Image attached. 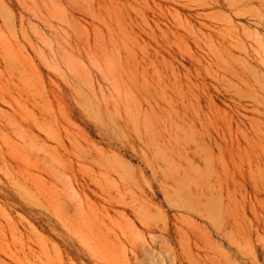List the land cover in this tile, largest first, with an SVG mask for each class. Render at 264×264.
Segmentation results:
<instances>
[{"label":"rangeland","instance_id":"obj_1","mask_svg":"<svg viewBox=\"0 0 264 264\" xmlns=\"http://www.w3.org/2000/svg\"><path fill=\"white\" fill-rule=\"evenodd\" d=\"M263 213L264 0H0V264H264Z\"/></svg>","mask_w":264,"mask_h":264},{"label":"bare ground","instance_id":"obj_2","mask_svg":"<svg viewBox=\"0 0 264 264\" xmlns=\"http://www.w3.org/2000/svg\"><path fill=\"white\" fill-rule=\"evenodd\" d=\"M100 49V48H99ZM104 53V52H103ZM246 205H247V202H246ZM224 206V205H223ZM208 208L210 209L211 213H212V216L214 219L217 220V223L219 224H223L222 222L227 218V213L225 214V212L223 211V208L221 206L220 203H217L215 206H214V203L211 201L209 202L208 204ZM232 208V207H231ZM239 208V207H238ZM232 211H233V208H232ZM264 214V213H263ZM247 215H248V212H247ZM249 217V216H248ZM250 218V217H249ZM228 220V219H227ZM230 221V220H229ZM230 223V222H229ZM254 225V224H253ZM233 226V225H232ZM205 230V228H203ZM211 229V228H210ZM233 229V228H232ZM246 229V228H244ZM250 229V228H249ZM91 230V229H90ZM193 230V229H191ZM81 231V230H80ZM89 231V230H88ZM211 231V230H210ZM250 231V230H249ZM84 232V231H83ZM213 232V231H212ZM80 234V233H79ZM195 234V233H194ZM193 234V235H194ZM212 234V233H211ZM81 235V234H80ZM86 235V234H84ZM90 235V234H89ZM95 235V234H94ZM208 235V234H207ZM239 235L241 237H243L244 239H246L249 243H251V240L252 238L250 237H256L258 235H260V238H261V241L259 244H257L256 246L253 247L252 245V251H254V257H258V256H264V222L261 223L260 225L257 226V228L255 229V231L251 232L249 235L247 233H245L243 231V228H239ZM91 236V235H90ZM210 236V235H209ZM208 236V237H209ZM212 236V235H211ZM215 236V235H214ZM93 237V236H92ZM95 237V236H94ZM201 237V236H200ZM191 238V237H190ZM86 239V238H85ZM231 238H229L230 240ZM87 240V239H86ZM203 240V239H202ZM232 240V239H231ZM208 241V240H207ZM212 241V240H211ZM210 241V242H211ZM201 242V240H200ZM254 242V241H253ZM197 243V242H196ZM204 243V241H203ZM213 243V242H212ZM99 245V244H98ZM217 245V244H216ZM215 247V246H214ZM197 248V247H196ZM216 248V247H215ZM218 249V248H217ZM200 250V249H199ZM207 252V251H206ZM227 255V253H224V255ZM250 254V252H249ZM252 255V254H251ZM253 256V255H252ZM253 258V257H252ZM228 259V258H227ZM255 260V259H254ZM256 261V260H255ZM235 262L237 263V259L235 260ZM233 263V262H232ZM234 264V263H233ZM257 264V262H256Z\"/></svg>","mask_w":264,"mask_h":264}]
</instances>
